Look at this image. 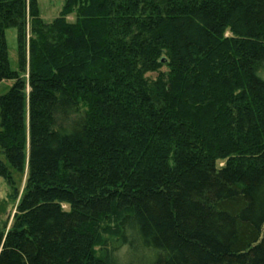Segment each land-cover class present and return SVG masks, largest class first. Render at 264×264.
I'll return each instance as SVG.
<instances>
[{"label": "trees", "instance_id": "trees-1", "mask_svg": "<svg viewBox=\"0 0 264 264\" xmlns=\"http://www.w3.org/2000/svg\"><path fill=\"white\" fill-rule=\"evenodd\" d=\"M27 13L0 0L1 154L28 162L0 264H264V0Z\"/></svg>", "mask_w": 264, "mask_h": 264}, {"label": "rangeland", "instance_id": "rangeland-1", "mask_svg": "<svg viewBox=\"0 0 264 264\" xmlns=\"http://www.w3.org/2000/svg\"><path fill=\"white\" fill-rule=\"evenodd\" d=\"M67 0H38L40 17L46 23H52L56 18L60 17L62 10L66 4ZM28 13H27V27L26 33L27 38L30 37V15H29V0H27ZM69 22H74L75 16H69ZM17 29H9L6 31V41L8 46L9 62L10 67L13 71H18L19 69V58H18V35ZM27 61V60H26ZM28 61L26 63V72L22 73V77L28 79ZM166 70V69H163ZM148 77L155 79L157 74H149ZM14 81L6 80L0 83V97L6 95L11 87L13 86ZM1 123V115H0ZM0 163L6 164L8 167L5 157L1 154L0 148ZM225 161H219L218 165L223 166ZM9 170L12 172V177L10 180H5L0 177V226H3L4 222L13 221L14 214L16 212L17 206L23 196V193L27 186L28 180V162L26 163L25 171L18 173L13 171L10 167ZM127 250L121 249L116 254V262L118 264H129L130 260L127 257Z\"/></svg>", "mask_w": 264, "mask_h": 264}]
</instances>
